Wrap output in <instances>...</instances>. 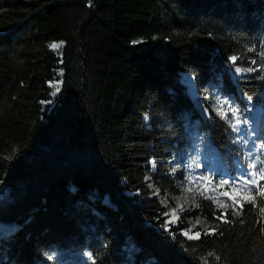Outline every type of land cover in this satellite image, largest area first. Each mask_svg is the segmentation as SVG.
Segmentation results:
<instances>
[{"label":"trees","instance_id":"trees-1","mask_svg":"<svg viewBox=\"0 0 264 264\" xmlns=\"http://www.w3.org/2000/svg\"><path fill=\"white\" fill-rule=\"evenodd\" d=\"M243 96L264 104V0H0V264H264V198L198 192L215 232L187 239L146 178L175 193L172 157L245 163Z\"/></svg>","mask_w":264,"mask_h":264},{"label":"rangeland","instance_id":"rangeland-1","mask_svg":"<svg viewBox=\"0 0 264 264\" xmlns=\"http://www.w3.org/2000/svg\"><path fill=\"white\" fill-rule=\"evenodd\" d=\"M52 45H56V43H53ZM236 68L241 69L239 74L236 73ZM248 69L252 68L232 63L231 74L234 78L243 76L250 72ZM186 74L188 75L185 76V74L181 73L186 91L189 93V95L193 94L194 92L200 95V105H197L194 101L193 102L200 109L203 115L209 117L211 112L217 113V110L209 105L208 97L197 88L195 77L190 73ZM48 103L46 104V107L48 106ZM205 109H207L206 112ZM244 116L245 114L240 116L241 122H243L242 119ZM242 126L245 128V124L241 123L238 125L241 130ZM260 144H264V140L260 141L259 145ZM245 147V151L248 150L249 153L250 150L246 144ZM260 150V157L261 159H264V148H260ZM252 160L253 159H251V156L248 155L245 163L236 162V164L232 166L233 169L231 170L227 166L222 165L219 161V157L211 152H206V154L202 157L197 156L195 159L187 160L182 168L177 167L179 164L177 157H172L171 166L169 167L168 173L173 179L175 193L161 191L150 179V176L147 175L146 178L149 179L148 186L153 189V194L156 196L163 208V213L161 216L164 218L165 222L164 229L177 232L185 238H187V236L183 235V233L186 231L189 235H195L197 232H199L200 235L204 232H212V230H214L215 223L206 221L199 213V206L194 195L202 191L209 197L222 202L219 204V207L225 208L227 203H232L228 197L222 195L223 192L227 191L230 193V195H233L237 202V197H240V195L232 193L230 188L231 181L240 176L241 169L248 171L247 165ZM197 164H199V167L196 166ZM149 165L150 170L153 171L156 169V163L152 159H150ZM190 165L191 167H189ZM257 167H260V165ZM212 175L216 176V180H212L211 183L200 179L201 176ZM220 180H229L230 184L223 187H217L216 185ZM242 197H245V195H242ZM173 209L176 210L174 214L172 211Z\"/></svg>","mask_w":264,"mask_h":264},{"label":"snow or ice","instance_id":"snow-or-ice-1","mask_svg":"<svg viewBox=\"0 0 264 264\" xmlns=\"http://www.w3.org/2000/svg\"><path fill=\"white\" fill-rule=\"evenodd\" d=\"M52 47L55 48V47H58V45H52ZM249 50L251 51V49H249ZM237 59L238 58L236 56H232L229 58V60L233 64H235ZM235 71L237 74H239L241 72V69L236 68ZM248 71H252V69H248ZM248 100H249V102H251V97H248ZM226 103H227V101H221L217 97V100H216L217 111H218V114L221 115L222 118H224L225 114L219 110V106L226 104ZM206 111H207V109H205V112ZM230 111L232 113V116H233V119L235 122L233 123L232 121H228L229 127L232 128L233 132L240 133L242 130L238 127V125L241 123V121L239 119H236L238 110L236 108H230ZM252 131H255V130L253 129ZM244 134L247 135V132H245ZM245 143H247V141H245ZM254 147L255 148H264V144L254 145ZM247 155L251 156L252 153L249 152ZM258 165H260V167H257ZM196 166L199 167V164H197ZM189 167H191V165ZM247 168H248V171H244L243 169H241L240 176L237 177L236 179L232 180L231 184H230L229 180H220L216 186L217 187H223L225 185L230 184V188L232 190V193L238 194L240 196L247 193L250 196V199L241 201V207H242L243 203H251V204H253L254 207H257L258 206L257 205V198L258 197L264 198V184L260 183L261 181H264V159H261V157L259 155H257L251 162L248 163ZM200 179L204 180V181H208L209 183H211V181H212L211 176H201ZM253 192H255V195H252ZM222 195L225 197H228L232 201V207L234 210V214H239V210L236 209V199L233 197V195H230V193L227 191L223 192ZM207 198L213 199L212 197H207ZM213 202L217 203L218 206L220 203H222V202H219L217 199H213ZM172 211L174 214L176 210L173 209ZM259 213L262 214V218H264V207L259 208ZM217 219H220V217H217ZM224 222L228 223L229 221L225 220ZM241 222H243V221H241ZM257 222L259 223V221H257ZM259 230L262 234H264V227H261ZM214 232H215V230H212L211 233L206 232V234H213ZM183 235L187 236L188 239H198L200 237L199 232H197L195 235H189L188 232L186 231L183 233ZM209 255H212V254L209 253ZM217 259H219V257H217Z\"/></svg>","mask_w":264,"mask_h":264},{"label":"bare ground","instance_id":"bare-ground-1","mask_svg":"<svg viewBox=\"0 0 264 264\" xmlns=\"http://www.w3.org/2000/svg\"><path fill=\"white\" fill-rule=\"evenodd\" d=\"M183 74H185V76L186 75H188V74H186V73H183ZM189 94V93H188ZM193 94H195V95H193ZM193 94H190L189 96H191V98L193 99V101L197 104V105H200V103H201V97H200V95H198V93H196V92H194ZM204 105V104H203Z\"/></svg>","mask_w":264,"mask_h":264}]
</instances>
